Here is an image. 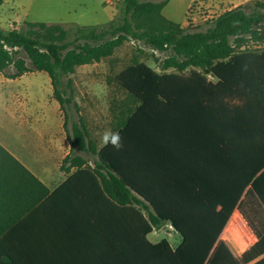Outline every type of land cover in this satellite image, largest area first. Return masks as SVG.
Masks as SVG:
<instances>
[{"label": "trees", "instance_id": "16d2710c", "mask_svg": "<svg viewBox=\"0 0 264 264\" xmlns=\"http://www.w3.org/2000/svg\"><path fill=\"white\" fill-rule=\"evenodd\" d=\"M169 1L122 0L104 24L0 27V73L12 79L32 69L48 73L72 147L60 167L67 180L50 193L0 144V264H37L36 246L57 230L88 231L78 249L86 260L71 264L208 260L245 188L264 168V47H253L264 45V1L250 12L243 5L226 10L196 31L163 15ZM130 40L172 54L164 73L144 62L119 73L136 105L117 130L123 147L98 148L83 120L69 128L65 105L72 98L64 79ZM191 68L203 75L181 74ZM255 190L264 201V175ZM167 224L182 237L177 248L148 239ZM208 264L238 262L221 241Z\"/></svg>", "mask_w": 264, "mask_h": 264}, {"label": "crops", "instance_id": "0c3cea01", "mask_svg": "<svg viewBox=\"0 0 264 264\" xmlns=\"http://www.w3.org/2000/svg\"><path fill=\"white\" fill-rule=\"evenodd\" d=\"M12 2L19 4V11L0 13V27L5 29L13 24L18 26L20 19L25 21L29 17L28 12L20 15V0ZM4 3L5 0H1L0 6ZM120 4L116 0L98 3L97 11L104 23L114 18ZM36 75L41 77L39 84L35 82ZM64 126L65 114L54 97L52 80L47 72L36 70L14 79L0 73V144L36 175L50 193L69 175L60 169L72 149ZM263 175L264 168L247 185L214 246L215 251L224 241L238 264H264V201L255 190V183ZM171 229L174 228L171 226ZM49 235L48 243L35 248L40 252L34 258L37 264H71L86 260L81 252L83 249H78L79 243L87 239L83 236H87L88 231L57 230ZM181 242H177L176 248ZM75 249L78 257L74 255Z\"/></svg>", "mask_w": 264, "mask_h": 264}, {"label": "rangeland", "instance_id": "374dc122", "mask_svg": "<svg viewBox=\"0 0 264 264\" xmlns=\"http://www.w3.org/2000/svg\"><path fill=\"white\" fill-rule=\"evenodd\" d=\"M101 1L103 0H20V15L28 12L29 17L25 21L48 24H103L105 20L99 16V11H97L98 3ZM116 1L121 2L122 0ZM256 1L258 0H170L163 9V15L180 23L183 27H189L191 31L206 30L210 20L226 10L243 5L250 12ZM18 5L12 0H5L3 6H0V13L18 12ZM118 13L119 9L114 17ZM25 21L20 19V25L13 24L7 29L20 28ZM253 47L260 49L264 45L259 44ZM171 54V51H160L143 42L130 40L117 48L111 57L98 63L78 67L74 74L64 79L67 96L72 98V104L65 105V110L69 114V128H72L73 121L83 120L88 128L90 139L98 148L104 146L101 143L103 133L107 130L117 132L136 105L135 101L120 86L119 73L137 62H144L155 71L164 73L163 61ZM34 71L36 70L32 69L30 72ZM166 72H175V70L171 69ZM194 73L203 75L198 68L188 69L181 74L191 76ZM206 77L209 81H217L211 75H206ZM69 79L70 83H68ZM35 82L41 83L39 75H36ZM77 153L85 158H92L84 152L78 151ZM148 239L154 243L167 241L172 248H176L177 242L182 241L181 235L171 229L170 225L154 230L148 235Z\"/></svg>", "mask_w": 264, "mask_h": 264}, {"label": "clouds", "instance_id": "9594fccd", "mask_svg": "<svg viewBox=\"0 0 264 264\" xmlns=\"http://www.w3.org/2000/svg\"><path fill=\"white\" fill-rule=\"evenodd\" d=\"M101 143L104 146L111 145L115 150L119 151L123 147L122 137L118 132L107 130L101 136Z\"/></svg>", "mask_w": 264, "mask_h": 264}]
</instances>
